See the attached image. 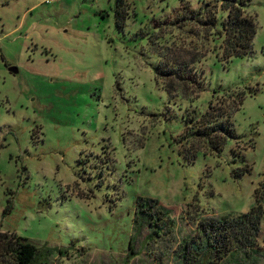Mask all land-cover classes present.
Masks as SVG:
<instances>
[{"label": "rangeland", "instance_id": "obj_1", "mask_svg": "<svg viewBox=\"0 0 264 264\" xmlns=\"http://www.w3.org/2000/svg\"><path fill=\"white\" fill-rule=\"evenodd\" d=\"M245 1L253 50L225 61L215 29L187 17L215 0H124L123 28L115 0H0V230L51 251L40 264H186L175 249L199 218L249 210L264 180V0ZM158 52L200 56L197 97V81L169 95ZM240 95L238 136L211 149L191 116ZM137 195L173 231L148 239ZM261 231L264 244V218Z\"/></svg>", "mask_w": 264, "mask_h": 264}, {"label": "trees", "instance_id": "obj_2", "mask_svg": "<svg viewBox=\"0 0 264 264\" xmlns=\"http://www.w3.org/2000/svg\"><path fill=\"white\" fill-rule=\"evenodd\" d=\"M123 3L124 0H115L114 14L118 28H123L127 14L122 8ZM245 5V0H215L209 4L205 15L187 16L197 23L215 29L217 36L221 38L218 46L220 51L216 52L217 58L221 60L227 61L232 56L250 54L253 50L252 41L257 31V19L255 14L246 10ZM218 8L225 12L219 26ZM158 56L160 60L154 66L155 73L167 78L165 88L169 95L175 88V82L191 84L197 81L194 84L196 88L193 89L197 97L204 88V80L199 75L191 73L197 70L192 64L198 61L200 56L182 59L173 57V54L171 56V53L164 55L161 52H158ZM229 98L215 101L210 99L208 107L202 114L191 116V120L197 124L191 131L198 137H204L213 150L219 149L227 137L238 136L231 115L242 97L240 95ZM249 168L246 165L241 173ZM254 198V204L247 211L199 218L194 233L183 237L177 243L176 254L186 264H220L228 255L235 253L238 261L234 264H245L251 256L261 253L264 249V244L259 241L264 218V180L255 187ZM135 217L139 223L147 217L154 227L148 239L168 234L173 231L175 225L169 211L153 197L136 196ZM38 253V247L26 237L16 232L0 230V264L46 263L51 251H46L44 258Z\"/></svg>", "mask_w": 264, "mask_h": 264}, {"label": "crops", "instance_id": "obj_3", "mask_svg": "<svg viewBox=\"0 0 264 264\" xmlns=\"http://www.w3.org/2000/svg\"><path fill=\"white\" fill-rule=\"evenodd\" d=\"M256 255H257V254H255V255L251 256V257L248 259V262H249V261H251V260H253V259H254V257H255ZM255 260H257V259H254V260H253V262H254ZM258 262H259V260H258ZM258 262H256V264H264V261H263V259L261 260V262H260V263H258Z\"/></svg>", "mask_w": 264, "mask_h": 264}, {"label": "water", "instance_id": "obj_4", "mask_svg": "<svg viewBox=\"0 0 264 264\" xmlns=\"http://www.w3.org/2000/svg\"><path fill=\"white\" fill-rule=\"evenodd\" d=\"M9 70L12 71V72H17L18 68L15 65H10L9 66Z\"/></svg>", "mask_w": 264, "mask_h": 264}]
</instances>
